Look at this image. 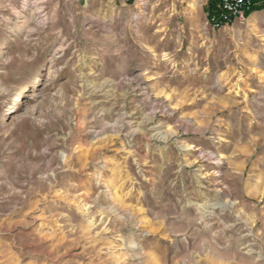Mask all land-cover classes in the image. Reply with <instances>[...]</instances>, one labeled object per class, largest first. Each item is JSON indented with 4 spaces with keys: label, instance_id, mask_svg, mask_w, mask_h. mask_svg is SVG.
<instances>
[{
    "label": "rangeland",
    "instance_id": "374dc122",
    "mask_svg": "<svg viewBox=\"0 0 264 264\" xmlns=\"http://www.w3.org/2000/svg\"><path fill=\"white\" fill-rule=\"evenodd\" d=\"M137 1L0 0V264H264V9Z\"/></svg>",
    "mask_w": 264,
    "mask_h": 264
},
{
    "label": "built area",
    "instance_id": "2783aa9c",
    "mask_svg": "<svg viewBox=\"0 0 264 264\" xmlns=\"http://www.w3.org/2000/svg\"><path fill=\"white\" fill-rule=\"evenodd\" d=\"M92 2L97 0H80ZM124 6L131 5L137 0H117ZM264 0H216V10L208 16L207 23L213 30L228 27L236 21H243Z\"/></svg>",
    "mask_w": 264,
    "mask_h": 264
},
{
    "label": "trees",
    "instance_id": "16d2710c",
    "mask_svg": "<svg viewBox=\"0 0 264 264\" xmlns=\"http://www.w3.org/2000/svg\"><path fill=\"white\" fill-rule=\"evenodd\" d=\"M262 9H264V1L257 8H255L252 11V13L262 10ZM215 10H216V0H208V7H207L208 16L214 13ZM250 14H248L247 16H249Z\"/></svg>",
    "mask_w": 264,
    "mask_h": 264
},
{
    "label": "bare ground",
    "instance_id": "6f19581e",
    "mask_svg": "<svg viewBox=\"0 0 264 264\" xmlns=\"http://www.w3.org/2000/svg\"><path fill=\"white\" fill-rule=\"evenodd\" d=\"M143 4H144V3H143V0H138V1H137V6L140 7V6L143 5ZM256 17H257L256 14H253V15L250 17V21H251V22H252V21L254 22V21L256 20Z\"/></svg>",
    "mask_w": 264,
    "mask_h": 264
}]
</instances>
